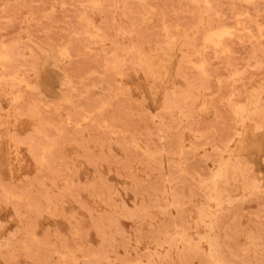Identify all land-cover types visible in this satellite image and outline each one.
Returning a JSON list of instances; mask_svg holds the SVG:
<instances>
[{
	"label": "rangeland",
	"instance_id": "374dc122",
	"mask_svg": "<svg viewBox=\"0 0 264 264\" xmlns=\"http://www.w3.org/2000/svg\"><path fill=\"white\" fill-rule=\"evenodd\" d=\"M0 264H264V0H0Z\"/></svg>",
	"mask_w": 264,
	"mask_h": 264
},
{
	"label": "bare ground",
	"instance_id": "6f19581e",
	"mask_svg": "<svg viewBox=\"0 0 264 264\" xmlns=\"http://www.w3.org/2000/svg\"><path fill=\"white\" fill-rule=\"evenodd\" d=\"M200 7H201V6H200ZM229 30H230V29H229ZM223 31H224V30H223ZM227 32H228V31H227ZM221 33H222V31H221ZM229 33H230V32H229ZM214 34H218V35H219L220 32H217V33H214ZM261 34H262V33H261ZM211 35H212V34H211ZM218 35H217V36H218ZM221 35L223 36V35H225V34L222 33V34H220V36H221ZM218 38H219V42H220V39H221V38H220L219 36H218ZM209 39H211V37L208 36V40H209ZM212 39H213V41H214V36L212 37ZM209 41H210V40H209ZM221 41H223V40H221ZM210 42H212V41H210ZM208 43H209V42H208ZM213 43H214V42H213ZM206 44H207V42H206ZM209 44H210V43H209ZM214 44H215V43H214ZM217 45L219 46V44H217ZM204 46H205V45H204ZM215 48H216V47H215ZM3 61H4V60H3ZM202 67H203V66L201 65V68H202ZM198 107H199V106H198ZM252 110H253V109H252ZM235 117H236V116H235Z\"/></svg>",
	"mask_w": 264,
	"mask_h": 264
}]
</instances>
